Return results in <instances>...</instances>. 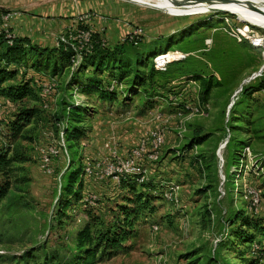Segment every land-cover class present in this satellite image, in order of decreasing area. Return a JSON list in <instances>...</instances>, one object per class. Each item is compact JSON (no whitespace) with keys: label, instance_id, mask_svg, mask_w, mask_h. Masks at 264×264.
Wrapping results in <instances>:
<instances>
[{"label":"rangeland","instance_id":"obj_1","mask_svg":"<svg viewBox=\"0 0 264 264\" xmlns=\"http://www.w3.org/2000/svg\"><path fill=\"white\" fill-rule=\"evenodd\" d=\"M131 1L134 3L124 0H0V25L4 24L9 30L10 27L15 28V34L21 33L18 30L23 25L39 27L41 31L36 35L41 40L39 44L41 46L54 45L56 38L66 28H75L79 24L86 25L92 31H98L107 45L119 42L127 33L136 30L139 43L151 46L156 51L164 48L168 49L167 51L175 50L176 46H170V43L177 40L180 34H185L188 40L194 41L211 39V43L205 48L209 51L214 50L218 37L236 43L229 34L243 24L254 26L259 33L264 34V15L250 7L253 5L264 11V0ZM220 5L228 6L242 13L244 17L232 14L222 9ZM4 16L5 20L1 18ZM248 20L257 24H252ZM104 24L116 28L117 32L113 34L105 31ZM201 24L203 26L199 27ZM188 25L191 26L187 28ZM120 29L122 31L118 32ZM193 45H198V42ZM239 45L241 54L250 50L256 66L251 73L248 69L242 71L229 92L220 94L219 90L213 89L205 105L206 116H200L192 111L197 101L196 87L190 83L188 86L178 84L177 81L171 83L167 88L172 86L174 90L179 91L178 96H169L167 102H171V105L166 106V103L161 102L143 115L137 114L135 106L122 112L117 104L110 108L106 105L99 106L95 98H89L90 103L97 109L95 114H107L109 120L113 122H124L126 130L130 131L128 145L122 146L119 138L114 141L117 151L123 149L126 153L145 131L154 127L161 128L164 144L159 157L156 162L144 163L147 168V181L151 180L158 186L157 194H161V191L170 184L180 186L176 195L179 199L178 204L169 203L158 196L159 198L152 202L153 211L142 209L136 216L132 224L134 236L124 242L127 248L110 258L101 259L96 264H243V259L248 257L247 248L241 244H229L226 239L227 226L220 219L224 222L223 210L229 202L233 208L245 209L247 198L244 187L252 185L260 197L254 216L263 219L264 225V137L261 141H256L248 132L238 135L248 140L249 147L242 150L238 163H232L230 167L231 163L227 161L223 149L229 132L224 130L226 135L223 137L219 131H215L213 140L206 147L214 146V165L217 176L221 174L220 183L224 172L229 169L233 181L230 191H227L225 183L218 185L215 192L198 191L203 183L198 172L199 167L192 164L188 157L181 159L175 157L178 155L176 151L180 147L181 135L186 133L187 123L212 132L221 124H226L227 108L238 97L240 85L247 84L261 66L262 62L256 50L249 49L246 42ZM198 54L197 51L190 53L196 59H202ZM243 63L246 64V57L242 59L241 65ZM23 71H26V75L33 73V83L36 82L32 84L35 86V94L14 102L0 97V148L5 142L7 121L19 107L35 105L38 114L23 128L22 136L11 144L13 152L25 159L23 163L17 165L19 171L16 174V177H23L25 181L20 184L11 177V187L0 204V264H12L13 259L18 258L27 249L41 248L50 251L72 244L73 231L86 215L80 210V204L76 203L67 208L66 213L71 216L64 220V223L58 225L55 221L56 197L59 184L62 183V172L68 167V160L71 158L74 160L73 167L82 164L83 159L94 163L102 159L105 152L103 147L100 151L90 146L87 139H82L72 150L74 157L66 147L64 156L52 159V172L42 173L34 147L44 146L56 138L57 127L53 113L58 109L61 84L67 70H59L53 76L55 91L48 99L41 97L37 84L41 78H49V75L28 69ZM71 97H75L76 100L84 99V96L77 92H73ZM250 99L249 110L251 109L254 117L261 116L264 123V90L252 93ZM140 101L141 98L135 99V104L138 105ZM43 103L47 104V108L42 107ZM178 103H182V106L177 110ZM223 110L224 114L221 117ZM155 113H160L163 119L155 121L153 118ZM118 114H121V118ZM84 124L88 125L87 120ZM170 145L173 146L169 147ZM219 146H222L218 152L221 160L216 156ZM195 151L196 148H192L190 153ZM79 152L81 161L77 159ZM85 193L97 196V201L91 206L90 211L97 217L99 223L113 222L112 219L119 212L115 203L120 202L122 191L115 187L112 180L105 178L95 181L91 178H82L80 195ZM8 201L9 205L4 207V203ZM153 225L157 226L156 231L152 230ZM248 231L253 235L254 242L251 246L257 247L259 241L261 247H264V236L255 230ZM221 242L223 243L221 248L215 249L216 244ZM62 252L64 251H60ZM213 256L214 261L211 260ZM208 258L211 260L209 263L206 262Z\"/></svg>","mask_w":264,"mask_h":264},{"label":"trees","instance_id":"obj_2","mask_svg":"<svg viewBox=\"0 0 264 264\" xmlns=\"http://www.w3.org/2000/svg\"><path fill=\"white\" fill-rule=\"evenodd\" d=\"M85 28L87 26L82 24L75 28H66L52 46H41L31 42L26 36L13 34L9 29H0L1 98L14 102L35 94V86L32 85L36 84L33 83V73L26 75V71H23L25 69L46 73L48 77L55 76L59 70H67L53 120L57 132L60 124L64 147L68 148L72 157V150L82 139H87L90 131L89 120L97 112L96 107L89 101L90 97L95 98L99 106L106 105L110 108L117 104L122 112L135 106L137 114L143 115L161 102L166 103V106L171 105V102H167L169 96L176 97L179 91L167 86L174 81L185 86L194 82L197 104L207 105V99L213 89L219 90L220 94L229 92L242 71L248 69L251 73L256 66L250 50H246L244 54L240 53L239 44H245L244 41L233 43L229 39L218 37L216 49L209 51L205 48V39L188 40L187 35L180 34L170 46H176L175 50L187 55L183 59L167 63L164 70H157L152 66V57L165 53L168 49L156 51L151 46L140 44L138 40L133 43L127 40V34L122 41L113 45H102L101 35L92 31L89 46L76 50L77 30ZM196 42L198 45H193ZM246 45L259 54L258 49L247 43ZM193 51H197L202 59L190 55ZM76 54L79 55L77 60L74 59ZM244 57L246 64L241 65ZM259 58L261 59L260 54ZM259 90H264V72L249 79L247 84L240 85L238 97L227 110L226 124H221L214 132L187 123L186 133L181 135L183 141L178 149L180 153L176 151L178 155L175 157H188L192 164L199 167L198 172L203 183L198 191L215 192L218 185L224 183L227 191L232 188L233 181L229 169L224 172L220 183V176H217L214 165V146L206 147L213 140L215 131H219L223 137L226 135L224 130L229 132L223 149L227 161L231 163L230 167L232 163H238L242 150L249 147L248 140L238 135L248 132L256 141H261L264 137L261 116L254 117L251 109L249 110L250 96ZM73 92L82 94L84 99L75 101L71 97ZM138 98H141V101L137 105L135 99ZM181 106L182 103H178L177 110ZM37 114L35 105L19 107L7 121L5 142L0 148V204L11 187V177L20 184L25 181L23 177H16L19 171L17 165L25 159L13 152L11 144L22 136L23 128ZM223 114L224 110L221 117ZM85 120L88 125L84 124ZM216 140L217 137L214 144ZM192 148H196L195 153H190ZM77 157L81 161L80 152ZM73 162V158L68 160V167L62 172L63 175L61 174L62 183L59 184L54 214L55 221L60 225L71 216L66 213L67 208L76 203L80 204V210L86 218L73 231L72 244L50 251L41 248L27 249L18 258L13 259L12 264H96L103 258H110L127 248L124 242L134 236L132 224L139 211H153L152 202L156 201L158 196L161 197V194L156 193L158 186L151 180L137 183L132 177H122L119 180V189L122 191L120 202L115 203L119 210L118 215L112 219L113 222L100 224L97 217L91 214V207L81 204L82 164L72 167ZM9 203L10 201L4 203V207ZM246 207L247 202L245 209L233 208L229 202L223 210L224 222L220 220L227 226L226 239L229 244H241L247 248L248 257L243 259V264H264V247H261L258 241L257 248H252L253 235L248 231L255 230L264 236L263 219L255 217V213L248 212ZM222 244H216L215 249L219 250ZM211 260L214 261V256ZM211 260L208 258L206 262Z\"/></svg>","mask_w":264,"mask_h":264},{"label":"built area","instance_id":"obj_3","mask_svg":"<svg viewBox=\"0 0 264 264\" xmlns=\"http://www.w3.org/2000/svg\"><path fill=\"white\" fill-rule=\"evenodd\" d=\"M3 20L6 19V16L1 17ZM6 30L5 25L0 28ZM92 30L87 27L85 29H78L76 33L78 46L76 50H80L82 47H88L90 44V35ZM236 42L244 41L248 45L258 49L260 57L262 59V64L259 67L258 71L253 74V77L260 76L264 72V34L259 33L254 26L248 24H243L240 28H235L231 34H229ZM7 36H9L7 34ZM127 40L135 43L138 38V32L136 30L130 31L126 35ZM62 40V38L60 37ZM124 37L120 40L122 41ZM210 39H205L204 44L208 46L210 44ZM102 45H107L103 39H101ZM167 54H170L169 57H166ZM187 54L181 53L177 50L166 51L152 57V66L157 70H164V67L167 63L175 60L183 59ZM79 55L76 54L74 59L77 60ZM22 69V68H21ZM194 85V82H190ZM38 92L43 99H48L55 91V83L53 77L41 78L38 81ZM73 99L76 101L75 97ZM43 108H47V104H42ZM200 116H206V106L196 104L192 109ZM155 121L162 120L160 113L153 114ZM167 120V119H165ZM184 129H182L183 131ZM164 144V138L162 129L154 127L145 131L137 139L136 143L127 150L125 155H119L114 141L106 140L103 142L102 147L104 149V155L102 159L95 161L94 163L89 162L87 159H83L82 162V178H91L92 180H103L105 178H110L114 183L115 187H119V180L122 177H132L137 183H142L147 181L145 162H156L160 149ZM34 149L37 152L39 160V168L42 173L50 174L51 161L53 158H58L66 154L64 142L62 138L61 126L58 124V132L56 138L52 139L44 146H35ZM247 150V147H245ZM218 160H221V157H217ZM93 165V167H92ZM221 176V174H219ZM222 179V178H221ZM178 187L174 184H170L163 189L161 192V197L163 200L172 203L178 204L179 199L176 198ZM244 193L247 198V207L248 212L256 213L257 207L260 203V197L257 189L252 185H247L244 187ZM97 201V196L93 193H85L81 196V204L83 206H93ZM152 230L156 231L157 226L153 225ZM252 248H257L255 245H252Z\"/></svg>","mask_w":264,"mask_h":264},{"label":"crops","instance_id":"obj_4","mask_svg":"<svg viewBox=\"0 0 264 264\" xmlns=\"http://www.w3.org/2000/svg\"><path fill=\"white\" fill-rule=\"evenodd\" d=\"M3 24L0 25V27ZM66 26V25H65ZM68 26H70L68 24ZM104 27H106L107 32L115 34L116 28H113L109 24H104ZM11 33L15 34L16 30L15 28L10 27ZM18 31H21L20 34L17 35H22L28 37L31 42L40 44L41 40L37 37V32L39 33L41 29L37 26H28V25H23L22 27L19 28ZM122 31L120 29L118 32ZM95 32L98 33V31L95 30ZM101 35V34H100ZM118 116L121 118V114ZM126 117H123V119ZM90 124V131L88 133L87 137V142L90 144V146H93L95 149H100L102 150V144L106 140H111V141H117L118 138L121 140L120 144L122 146H126L130 143L129 138L131 137L130 131L126 130V124L124 122H113L109 120V117L107 114L104 115H99V114H93L89 120ZM183 140H179V143H181ZM132 143V142H131ZM177 143V145L179 144ZM118 143V145H120ZM173 145H170L169 147H172ZM126 150L119 149L118 153L119 155H124ZM168 155H170L168 153ZM170 168V167H169ZM174 176V174H172ZM178 188H180L179 185H176ZM119 190V187H116ZM161 190V189H160ZM178 190V189H177Z\"/></svg>","mask_w":264,"mask_h":264},{"label":"bare ground","instance_id":"obj_5","mask_svg":"<svg viewBox=\"0 0 264 264\" xmlns=\"http://www.w3.org/2000/svg\"><path fill=\"white\" fill-rule=\"evenodd\" d=\"M188 1L196 2V1H194V0H188ZM220 6H222V9H225V10L229 11L230 13H232V14H234V15H237V16L242 17V18L244 17L242 13H239V12H237L236 10H234V9L228 7V6H224V5H220ZM248 21H249L250 23H252V24H257L256 22H253V21H251V20H248ZM263 26H264V24H263ZM169 56H170V54H167V55H166V57H169ZM218 155H219V154H218Z\"/></svg>","mask_w":264,"mask_h":264},{"label":"water","instance_id":"obj_6","mask_svg":"<svg viewBox=\"0 0 264 264\" xmlns=\"http://www.w3.org/2000/svg\"><path fill=\"white\" fill-rule=\"evenodd\" d=\"M124 1L133 2V1H131V0H124ZM133 3H134V2H133ZM250 7H251L253 10L257 11L258 13L264 15V11L261 10V9H259L258 7L253 6V5H250ZM213 11H220V10H218V9H213ZM250 78H252V77H250ZM231 104H232V102L229 104V106H230ZM229 106H228V108H229ZM228 108H227V110H228ZM223 144H224V143H223ZM220 148H222V146H219L218 149H217V153H216V156H217V157H219L218 152H219Z\"/></svg>","mask_w":264,"mask_h":264}]
</instances>
